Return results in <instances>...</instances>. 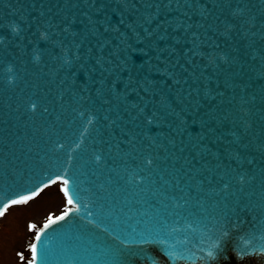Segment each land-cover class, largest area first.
<instances>
[{
    "label": "water",
    "instance_id": "water-1",
    "mask_svg": "<svg viewBox=\"0 0 264 264\" xmlns=\"http://www.w3.org/2000/svg\"><path fill=\"white\" fill-rule=\"evenodd\" d=\"M55 176L35 264H264V0H0V210Z\"/></svg>",
    "mask_w": 264,
    "mask_h": 264
},
{
    "label": "rangeland",
    "instance_id": "rangeland-1",
    "mask_svg": "<svg viewBox=\"0 0 264 264\" xmlns=\"http://www.w3.org/2000/svg\"><path fill=\"white\" fill-rule=\"evenodd\" d=\"M65 206L59 185H54L45 190L39 198L21 204V207L11 208L2 220L3 231L0 230V264H25L21 259L24 256L27 258L25 253L27 240L45 219L64 209ZM30 224L36 226L31 234ZM5 228L7 231H4ZM28 234H30L29 238Z\"/></svg>",
    "mask_w": 264,
    "mask_h": 264
},
{
    "label": "snow or ice",
    "instance_id": "snow-or-ice-1",
    "mask_svg": "<svg viewBox=\"0 0 264 264\" xmlns=\"http://www.w3.org/2000/svg\"><path fill=\"white\" fill-rule=\"evenodd\" d=\"M63 184L65 185V187L61 188V191H62L63 194L67 197V204H68V205H71V204L73 203V199H72L71 196L68 195V188L66 187V185L68 184V181H67V180H64V181H63ZM33 195H38V193H35V194H33ZM33 195L24 196V197H22L21 199H15V200H12V201L10 202V205H5L4 208H3V210H0V217H3V216L5 215V213H6L7 209H8V207H10V206H12V205L25 204V203H27L28 201H30L31 199H33ZM58 219L63 220V219H64V215H61L60 217H58ZM52 222H53L52 218L49 217V221H48V223H52ZM35 227H36L35 225L30 224L29 229H30V230H33ZM45 227H47V225H45ZM35 239H36V240H39V239H40V236L37 235V236L35 237ZM31 250H32L33 254H35V252H36V244H35V243H33V244L31 245ZM32 259L35 260V255H33V258H32Z\"/></svg>",
    "mask_w": 264,
    "mask_h": 264
}]
</instances>
